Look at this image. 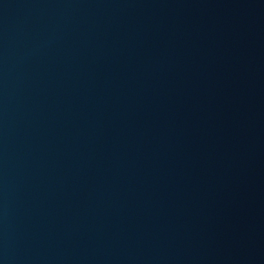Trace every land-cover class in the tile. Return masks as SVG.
<instances>
[{"label":"water","instance_id":"water-1","mask_svg":"<svg viewBox=\"0 0 264 264\" xmlns=\"http://www.w3.org/2000/svg\"><path fill=\"white\" fill-rule=\"evenodd\" d=\"M0 264H264V0H0Z\"/></svg>","mask_w":264,"mask_h":264}]
</instances>
